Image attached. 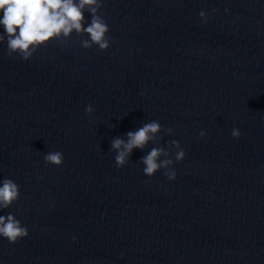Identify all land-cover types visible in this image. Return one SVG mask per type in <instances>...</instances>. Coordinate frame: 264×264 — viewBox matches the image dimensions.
Segmentation results:
<instances>
[{
    "label": "clouds",
    "instance_id": "1",
    "mask_svg": "<svg viewBox=\"0 0 264 264\" xmlns=\"http://www.w3.org/2000/svg\"><path fill=\"white\" fill-rule=\"evenodd\" d=\"M103 0H0V42L6 40L8 55H19L23 60H28L38 50L52 40H58L61 44L67 42L71 34L87 35L88 39L81 40L84 48L89 49L93 45L100 50H107L110 41L107 36L109 27L100 9ZM85 12L90 13V22L86 19ZM200 17L207 21L204 11L199 13ZM87 25V26H85ZM94 109L91 104L85 108V112L91 115ZM162 126L157 121L143 124L136 131L126 133L127 139L114 138L111 149L116 153L114 159L117 168L128 164L129 157L134 149L143 150L146 145L157 139ZM171 134L172 130H167ZM206 134L200 132V136ZM238 129L232 130V136L239 138ZM175 148V160L182 161L185 152L181 149L178 141H171L167 149L164 147H153L140 163L144 165L143 172L151 177L160 169L165 170V176L169 180L176 178V172L172 169V149ZM163 157V159H161ZM46 164L61 166L63 154L59 151L46 153L44 156ZM20 197L19 186L12 179L5 178L0 185V210L8 209ZM28 229L13 215H0V237L7 239L10 243H16L19 239L28 236Z\"/></svg>",
    "mask_w": 264,
    "mask_h": 264
}]
</instances>
